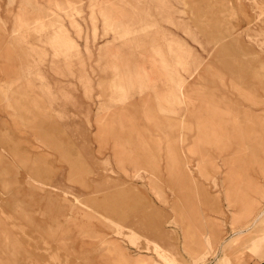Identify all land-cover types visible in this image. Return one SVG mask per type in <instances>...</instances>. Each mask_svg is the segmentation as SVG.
Here are the masks:
<instances>
[{
	"label": "rangeland",
	"instance_id": "obj_1",
	"mask_svg": "<svg viewBox=\"0 0 264 264\" xmlns=\"http://www.w3.org/2000/svg\"><path fill=\"white\" fill-rule=\"evenodd\" d=\"M87 1L81 18L80 0H0V264H114L104 241L147 264H264L249 250L264 226V0H106L130 32L175 21L162 27L188 108L158 73L150 93L131 79L118 94L107 48L132 76L155 61L110 19L96 40ZM22 2L60 13L52 40L12 32ZM18 68L27 80L2 86Z\"/></svg>",
	"mask_w": 264,
	"mask_h": 264
},
{
	"label": "bare ground",
	"instance_id": "obj_2",
	"mask_svg": "<svg viewBox=\"0 0 264 264\" xmlns=\"http://www.w3.org/2000/svg\"><path fill=\"white\" fill-rule=\"evenodd\" d=\"M77 3H79L76 5L77 9H83L81 3L80 2ZM20 4H21L19 6L20 8L16 10L14 15H12V24H11L12 32L24 38V31H26L27 36L29 38L32 37L34 39L37 38L39 32H44L46 35L49 36L50 40H52L55 30L63 23V18L59 15L60 13H57L56 11H52V13H50L46 17L39 10L27 11L28 8H30L31 6L30 2H22ZM86 5L88 6V9L91 10L90 12H92L90 17L91 22H96V20L100 16L102 17V20H106V19L112 20L111 28L113 32L122 39L123 43L136 46L138 50H141L144 52V54H147L148 58L150 57L152 60L155 61V70L150 71L146 67H143L141 70L133 69V73L135 76H132V74L128 70V64L125 63L126 60L124 58L125 56L123 53V48L119 47L114 50L113 48L112 50L110 48H107L106 54L108 55V59L113 61V63L115 64V68H114L115 76L111 82V85L114 87V89H116L119 92L118 93L119 95H122L126 87L130 85L131 79L135 80V83L138 85L141 92L150 93L151 91L150 88L155 80L154 74L158 73V75H161L165 80V82L168 84L167 89H169V92L165 96L166 99L168 101H171L173 99H179L183 103V107L188 108L190 106V103L186 100L184 95V85L181 81V78L176 73L175 67L171 63L173 54L171 53L172 51L170 52V50L166 47L165 37L163 32L164 28L162 27L163 26L162 23H163L169 29H171L172 27L176 26L174 20L163 18L161 21H154L150 18L149 15H146L144 16V24L134 32H130L126 28L124 23L121 20L117 19L115 14L109 9V7L106 5V0H102V4L97 13L92 11L96 7V0H88ZM81 12L82 10H79L78 14H81ZM179 12L181 13L182 10H179ZM66 14H68V12ZM186 25L179 24L178 26L186 36L191 35L194 38L195 34L193 35L192 34L193 31L191 32V30ZM199 67L200 66L198 64L193 63V71L198 70ZM18 70L20 71L21 76L14 77L11 80L6 81L4 84H2V86L5 85L8 88H11L12 86L17 85L20 82L21 77L27 80L30 73L26 72L22 68H18ZM193 71L190 72L188 70H184V73L186 74V77L190 78L192 77ZM240 95L246 100H249L248 96H246L245 93L244 94L240 93ZM109 123L110 122H108L107 125H109ZM220 129L222 130L220 131ZM206 130L207 128L205 127L203 130L204 134L206 133ZM231 130L233 135L237 133L236 130L235 132L234 129L231 128ZM226 132H228L226 131V129L218 128L217 133L224 135V133ZM223 148H226V146L223 145ZM204 240L205 241L203 244L208 248V251H210L211 247L209 241L206 238ZM157 247L158 246L156 245L155 251L158 253L159 250H157ZM100 248L103 250V252H105L107 255L111 257L114 264H147L145 260H139V259L129 260L128 257L123 252V250L120 247L116 246V243L114 241H104L103 243L101 242ZM261 249L264 250V226H261L257 230V234L252 240L251 246L249 247V250L253 255H256L257 252H259V250ZM231 260L232 258L230 259V261ZM172 262L175 263L174 261ZM228 262H229V257L224 262H220L219 264H225Z\"/></svg>",
	"mask_w": 264,
	"mask_h": 264
},
{
	"label": "crops",
	"instance_id": "obj_3",
	"mask_svg": "<svg viewBox=\"0 0 264 264\" xmlns=\"http://www.w3.org/2000/svg\"><path fill=\"white\" fill-rule=\"evenodd\" d=\"M96 1H97V0H96ZM80 3H81L82 8H83V7H84V4H85L84 0H80ZM101 4H102V2L99 3L100 6H101ZM76 9H77V7H76ZM77 10H78V11H79V10H82V12H81L80 15H81V18H83L82 13H83L84 10H83V9H77ZM88 15H89V11L87 12V18H88ZM99 16H100V15H99ZM79 17H80V16H79ZM77 19L79 20V18H77ZM97 21H98L99 24H98L97 35H96V37H95L96 40H97V38L101 37V21H102V17L100 16V17L97 19ZM82 26H83V25H82ZM83 30H84V31H83V32H84V33H83V38H84V37H85L84 34H85L86 29L83 27ZM88 30H89V31L91 30L90 24H88L87 31H88Z\"/></svg>",
	"mask_w": 264,
	"mask_h": 264
}]
</instances>
